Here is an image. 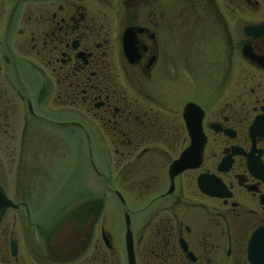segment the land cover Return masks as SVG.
<instances>
[{
	"label": "flooded vegetation",
	"instance_id": "1",
	"mask_svg": "<svg viewBox=\"0 0 264 264\" xmlns=\"http://www.w3.org/2000/svg\"><path fill=\"white\" fill-rule=\"evenodd\" d=\"M179 73L189 88L177 115ZM187 104L204 145L171 177L192 145ZM44 138H72L90 167L110 147L142 170L137 227L114 193L121 263L102 227L94 239L91 210L38 227L36 250L32 187L18 194L17 178ZM0 196L11 203L0 209V264H128L127 231L134 264H251L248 243L264 229V0H0Z\"/></svg>",
	"mask_w": 264,
	"mask_h": 264
},
{
	"label": "rangeland",
	"instance_id": "2",
	"mask_svg": "<svg viewBox=\"0 0 264 264\" xmlns=\"http://www.w3.org/2000/svg\"><path fill=\"white\" fill-rule=\"evenodd\" d=\"M243 16L248 18L247 14ZM198 75L196 74V77ZM163 80L167 90H172L169 76H164ZM175 83L173 91L176 93L177 106L175 110L178 115L180 102L186 96L185 91L186 87L189 88V83L183 73L177 75ZM201 83L203 82L198 78V84ZM196 94L198 92L194 93V95ZM209 97L211 98V92H209ZM181 140L182 137L178 140V146L180 147L182 146ZM73 143L72 138H65L63 141L55 138L39 140L38 144L34 146L40 149L41 153L36 154L38 156H32L33 165H31L30 171L29 164L23 163V170L17 178L19 184L22 185L21 189H18V194L25 193L26 190L23 187L28 190L29 186L32 187V198L29 204L32 213L30 223L33 225L30 228L33 243L38 245L36 250L42 253L45 248L44 233L42 232L54 231L65 213H85L91 210L97 218L94 226V239L99 240V230L102 227L113 244L116 262L121 263L122 256L119 246L122 243L123 233L122 205L114 193L117 192L121 198H127L129 201L128 208L132 211L134 223L137 227L139 222L137 211L142 204L144 190L143 187H139L141 185L138 182L141 179L138 175L142 170L133 165L130 159L125 160V157L121 159L119 156L114 155L108 145L106 146L110 149L108 155L103 154L104 152L99 155L96 148L91 156L92 167H90L84 153L76 155L73 152ZM93 164L97 173L94 171L95 169L93 170ZM99 174L101 175L99 176ZM59 181L60 186L57 187ZM109 181L111 182L109 183ZM38 227L42 228V232H38ZM134 231L137 240L138 228Z\"/></svg>",
	"mask_w": 264,
	"mask_h": 264
},
{
	"label": "water",
	"instance_id": "3",
	"mask_svg": "<svg viewBox=\"0 0 264 264\" xmlns=\"http://www.w3.org/2000/svg\"><path fill=\"white\" fill-rule=\"evenodd\" d=\"M196 109L194 105L190 104L185 105L182 109V119L186 130L191 136L192 145L183 150L177 160L173 161L170 165L169 174L171 177L190 168V166H192L191 164H196L200 159L204 138L200 130V118L199 116L197 117V114L194 115V113H197ZM201 180H205V178H199L198 186L203 192L207 193V191L202 188L203 184ZM7 205H11V203L0 196V209ZM125 244L128 264H134L129 231L125 234ZM247 258L251 264H264V229H259L251 237L247 247Z\"/></svg>",
	"mask_w": 264,
	"mask_h": 264
}]
</instances>
